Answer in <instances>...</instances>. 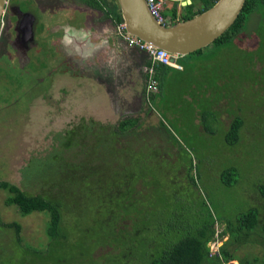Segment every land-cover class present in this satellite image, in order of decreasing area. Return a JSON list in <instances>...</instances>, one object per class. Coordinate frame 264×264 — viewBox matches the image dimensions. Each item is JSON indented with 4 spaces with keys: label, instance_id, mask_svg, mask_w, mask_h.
I'll use <instances>...</instances> for the list:
<instances>
[{
    "label": "rangeland",
    "instance_id": "374dc122",
    "mask_svg": "<svg viewBox=\"0 0 264 264\" xmlns=\"http://www.w3.org/2000/svg\"><path fill=\"white\" fill-rule=\"evenodd\" d=\"M170 2L163 0V5L167 7ZM100 16L102 20L109 19L102 14L97 15L96 20ZM85 26L90 27L89 24ZM52 34L55 38L54 32ZM71 44L72 41L63 36L60 53L68 61H77L76 52L70 49ZM184 59L187 60L182 61L185 70L172 71L164 82L161 94L152 102V107H148L150 112L142 102L143 88L133 89L137 94L134 96L136 106L141 107L143 103V111L136 114L126 113L120 107L117 112L105 93L95 88L98 86L92 80L84 78L87 74L78 73L83 64L72 63L69 77L63 85L59 76L58 79L47 76L45 71L48 67L25 73L19 79L23 89L36 84L39 77H45L39 89H46V78L55 81V89L52 90L54 102L47 113L43 111L45 99L40 97L43 92L37 98L20 97L15 95L18 91L10 84L0 80V181L15 184L28 194L52 197L60 194L69 204L72 200L79 201L74 196L75 187L71 190L68 185L69 188L63 189V185L47 179L54 160L65 157L69 161L76 159L78 163L84 159V156L75 155V148L68 150L67 142L64 148L62 135L77 128L82 121L85 127H89L87 122L92 123L89 128L101 135L106 126L116 125L127 115L137 116L143 129L149 132L140 143L141 151L136 150V155L145 158L147 166L152 158L155 159L152 167L155 174L146 170L151 182L156 180L157 175V183L167 186L174 183L173 178L182 176L181 182L193 192L198 210L211 214L215 219L234 218L239 210L254 202L252 196L256 197L253 194L256 179L264 181V6L250 15L248 24L231 42L221 45L211 43L202 49L200 56L192 54ZM62 64L65 65L58 63L56 66ZM99 73L96 70L95 74ZM61 87L64 88L63 94ZM39 89L34 94L39 93ZM111 89L114 90V87ZM118 91L123 95L119 105L123 107L130 92L123 93L124 89ZM46 102L49 103V100L46 99ZM238 117L242 122L239 143L227 144L226 131L231 121ZM81 124L80 136L89 137L82 134L85 130L82 131ZM100 140L98 136L97 141ZM98 149L100 156L104 157V149ZM87 159L90 165H97L96 155L90 154ZM133 166H136L135 162ZM229 166L237 167L238 175L235 174L236 181L231 185H224L219 175ZM168 167H177L178 171L173 168L166 171ZM111 169L110 165L101 168L106 172ZM63 176L60 178L62 182L68 177V170ZM189 179H193L195 184ZM149 188L148 196H159L160 187L152 184ZM7 194L0 189V264H37L38 260L32 261V258L36 251L44 253L46 250L48 216L43 212L21 215L15 205H5ZM80 202L78 207L82 212L78 218L89 211L84 207L86 201ZM75 216L73 208L65 209L66 224H73ZM12 221L21 225L20 242L13 240L14 229L5 228L2 224ZM223 225V221H218L217 231L220 232ZM221 244L220 240L210 242L211 253H215ZM105 250L96 251L93 258ZM235 253L239 257L247 253L260 255L262 249L258 244H246L238 247ZM223 264L241 263L232 260Z\"/></svg>",
    "mask_w": 264,
    "mask_h": 264
},
{
    "label": "trees",
    "instance_id": "16d2710c",
    "mask_svg": "<svg viewBox=\"0 0 264 264\" xmlns=\"http://www.w3.org/2000/svg\"><path fill=\"white\" fill-rule=\"evenodd\" d=\"M216 1L191 0L190 4L181 6L179 17L178 2H173L171 7L163 6L161 13L164 17L170 15V22L175 23L201 13ZM260 6H264V0H245L234 23L212 43L221 45L231 42ZM118 8L117 1L113 0L109 11L115 23L121 21ZM192 54L200 56L202 49L178 56L175 61L183 64L182 61H187L184 58ZM147 63H150V59ZM184 66H156L154 78L158 89L147 94L146 84L144 91L149 112L148 107H152V102L162 92L166 74L173 70L184 71ZM117 95L120 99V92ZM240 119L238 117L231 121L225 134L227 144L239 143ZM81 123L82 131L85 130L82 134L89 137L80 136L78 124L77 128L67 130L61 140L64 148H75V155L84 156V159L78 163L73 159L75 157L71 161L65 157L54 160L51 173L47 172L51 174L47 175V179L63 185V189L69 188L68 185L75 187L74 196L79 201L72 200V204H69L60 194L54 197L28 194L15 184L0 181V189L8 193L5 205H15L21 215L43 212L48 216L45 229L48 241L46 250L41 249L46 254L36 251L32 261L38 260L37 264H223L239 260L241 264H264V181L256 179L253 193L256 197L252 196L254 202H249L247 208L239 210L234 218L215 219L196 208L193 192L181 182L182 176L173 178L174 183L167 186L157 183V175L156 180L151 182L146 170L155 174L152 168L155 159L152 158L147 166L145 158L136 155V150L141 151L140 143L149 132L143 129L140 118L127 115L116 125L106 126L101 135L89 128L92 123L87 122L89 127H85L83 121ZM98 136L101 137L99 142ZM98 148L104 149V157L100 156ZM90 154L96 155V166L93 163L90 165L88 159L86 161ZM134 162L136 166H133ZM105 165H110L112 169L107 172L101 170ZM172 168L178 171L177 167ZM172 168L168 167L166 171ZM67 170L68 177L66 180L63 178L64 182L60 181ZM235 174L238 175L237 167L229 166L219 175V180L224 185H231L236 181ZM189 181L195 184L193 179ZM152 184L161 188L159 196H148L149 185ZM80 201H86L84 207L89 211L78 218L82 212L78 207ZM67 207L73 208L76 215L73 224H66L64 219ZM218 221L224 223L220 232L216 229ZM2 224L5 228L14 229V241H21L19 222ZM219 240L222 244L212 254L210 242ZM246 244H258L262 253H247L239 257L236 249ZM98 250L105 251L93 258V253Z\"/></svg>",
    "mask_w": 264,
    "mask_h": 264
},
{
    "label": "flooded vegetation",
    "instance_id": "af4514ba",
    "mask_svg": "<svg viewBox=\"0 0 264 264\" xmlns=\"http://www.w3.org/2000/svg\"><path fill=\"white\" fill-rule=\"evenodd\" d=\"M103 1L105 5H103ZM107 1L7 0L0 23V80L7 85L10 84L14 90L18 91L15 92V95H20V97L27 96L30 99L36 96L37 98L43 92V95L40 97L45 99L46 104H43L45 106V110H43L45 113L52 108L54 102L52 100V92L55 89V81L50 78L56 77L58 79L59 76L61 78L60 84L63 85V83H66L70 74L69 68L72 67L73 62L75 64H83V67L78 73L82 75L86 73L90 80L95 81V67L89 64L88 61H68L60 53V40L63 36H66L67 26L72 23L71 20L77 22L76 28H83L86 24L90 26L97 24V15L103 14L107 18V13L110 12L109 10L113 0ZM108 14V16H112L110 13ZM100 17L98 18L100 19ZM114 28L116 29V27ZM53 32L55 38L52 34ZM124 42L127 44L125 40ZM54 47L55 50L53 51ZM58 63H65V65L62 64L60 67L56 66ZM46 67L48 68L45 73H47V76L50 75V78H46V89L38 88L42 85L40 82L45 80L44 76L37 78L38 82L36 84L32 83L29 88L23 89L21 87L19 79L22 78L23 74ZM111 87H113L112 83L107 85L108 94ZM95 88L99 87L95 86ZM37 89L40 92L34 94ZM60 90L61 94H63L64 88L61 87ZM46 99L49 100V103L46 102ZM61 101L64 105V101ZM34 114L36 115L35 112Z\"/></svg>",
    "mask_w": 264,
    "mask_h": 264
},
{
    "label": "crops",
    "instance_id": "0c3cea01",
    "mask_svg": "<svg viewBox=\"0 0 264 264\" xmlns=\"http://www.w3.org/2000/svg\"><path fill=\"white\" fill-rule=\"evenodd\" d=\"M171 7L173 2H178L177 16L181 15V6H183V0H170ZM191 0H187V4H190ZM182 4V5H181ZM180 5V6H179ZM119 12V8L117 9ZM110 13V12H109ZM120 13V12H119ZM111 14V13H110ZM112 16H107L109 19H98L97 24L94 26H84V28H76L75 20H71L72 23L68 24L66 30V37L72 41L70 49L76 52V59L80 61H88L92 64L99 73L94 79L100 90L105 92V95L112 102V107L118 112L119 107L126 113L136 114L142 112V105L146 106L144 94L142 95L141 107H137L135 104V97L137 94L133 92V89L145 91V85L147 84V73L144 67L148 64L149 57L132 47H129L117 33L116 25ZM167 23L170 22V15L165 17ZM114 21V22H113ZM121 21H123L121 19ZM120 21V22H121ZM184 60V59H183ZM181 68L183 64L176 61ZM175 68V67H174ZM172 73L166 74V79ZM86 79H90L85 76ZM112 83L114 90H109L107 93V85ZM124 89L123 93L130 92L125 99V105L119 106L123 101V95L118 99V90ZM141 96V95H140ZM139 96V97H140ZM113 97V98H112ZM114 105V106H113ZM135 117V116H133Z\"/></svg>",
    "mask_w": 264,
    "mask_h": 264
},
{
    "label": "water",
    "instance_id": "95a60500",
    "mask_svg": "<svg viewBox=\"0 0 264 264\" xmlns=\"http://www.w3.org/2000/svg\"><path fill=\"white\" fill-rule=\"evenodd\" d=\"M116 1L128 33L165 49L173 56H185L211 44L230 28L245 2L217 0L211 7L187 20L162 23L151 13L146 0ZM6 3L7 0H0V23Z\"/></svg>",
    "mask_w": 264,
    "mask_h": 264
},
{
    "label": "built area",
    "instance_id": "2783aa9c",
    "mask_svg": "<svg viewBox=\"0 0 264 264\" xmlns=\"http://www.w3.org/2000/svg\"><path fill=\"white\" fill-rule=\"evenodd\" d=\"M149 5L151 13L157 18L158 21L162 23H167V20L162 15L161 10L163 8V0H146ZM117 35L124 39L129 47L135 48L141 52L147 54L150 59V63L145 66V72L147 73V89L146 93L157 91L158 84L155 76V70L157 65H168L175 68H180L176 61L178 56H173L163 48H159L151 44L150 42H145L141 38L132 35L126 31L125 24L123 21L116 25ZM146 94V95H147Z\"/></svg>",
    "mask_w": 264,
    "mask_h": 264
}]
</instances>
